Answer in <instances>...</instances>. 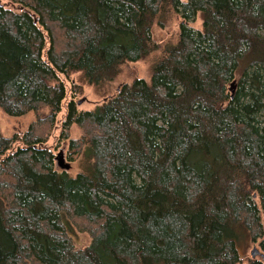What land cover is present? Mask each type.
I'll use <instances>...</instances> for the list:
<instances>
[{
    "label": "trees",
    "instance_id": "trees-1",
    "mask_svg": "<svg viewBox=\"0 0 264 264\" xmlns=\"http://www.w3.org/2000/svg\"><path fill=\"white\" fill-rule=\"evenodd\" d=\"M173 13L161 43L154 24ZM156 49L149 79L63 110L64 76L100 86ZM0 106L38 113L21 135L0 128V264H238L239 242L264 249V0L0 1ZM62 111L76 173L49 142Z\"/></svg>",
    "mask_w": 264,
    "mask_h": 264
},
{
    "label": "rangeland",
    "instance_id": "rangeland-1",
    "mask_svg": "<svg viewBox=\"0 0 264 264\" xmlns=\"http://www.w3.org/2000/svg\"><path fill=\"white\" fill-rule=\"evenodd\" d=\"M1 2H7V0H0ZM8 4V3H7ZM192 25H200V19L193 21L190 20ZM178 31V20L177 16L173 13L168 19L165 20L164 26L154 24V35L157 41L161 43H167L175 40V35ZM161 54L160 49L152 51L145 58L137 61H126L121 64L120 72L111 81H107L100 86H95L87 83L80 71L71 72L68 76H64V80L67 86V95L64 101V108L69 99L74 98L77 101L79 108H93L98 102L105 97L112 95L118 87L125 81H131L135 75L145 77L147 79L151 76L152 65L159 58ZM79 100H82L79 103ZM39 112H48L46 107L42 108ZM64 111L59 113L57 116L58 122L51 128V134L49 142L55 147L56 155L62 150L64 154V160L70 162L71 167L68 169L71 173H76L82 167V159L78 156L76 159L71 160L67 156L68 141L62 139L60 136L61 122ZM38 119V113L34 110L28 111L23 115H10L6 113L0 106V128L6 135H11L14 132H18L20 135L23 134L29 128V125ZM81 130L78 126L72 127L71 135L78 137L81 134ZM17 144V143H15ZM59 160L56 158V164ZM60 167V166H59ZM264 221V213H262ZM75 244L78 247L88 244L91 240V236L87 232L79 231L74 229L72 231ZM239 250L243 260L238 264H247V258L252 255L255 251V256L261 258L264 261V249L258 242L246 243L245 240L239 242Z\"/></svg>",
    "mask_w": 264,
    "mask_h": 264
},
{
    "label": "water",
    "instance_id": "water-1",
    "mask_svg": "<svg viewBox=\"0 0 264 264\" xmlns=\"http://www.w3.org/2000/svg\"><path fill=\"white\" fill-rule=\"evenodd\" d=\"M81 102L82 100H79V103ZM56 158L59 160L58 164L61 168L69 169L71 167L70 162H67L64 160V154L62 150L56 155ZM252 253H253V256H255V251H253Z\"/></svg>",
    "mask_w": 264,
    "mask_h": 264
}]
</instances>
